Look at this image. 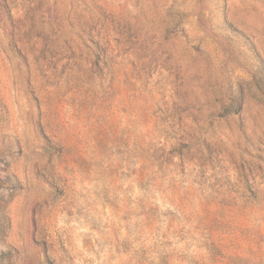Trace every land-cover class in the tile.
Masks as SVG:
<instances>
[{
  "label": "rangeland",
  "instance_id": "obj_1",
  "mask_svg": "<svg viewBox=\"0 0 264 264\" xmlns=\"http://www.w3.org/2000/svg\"><path fill=\"white\" fill-rule=\"evenodd\" d=\"M0 264H264V0H0Z\"/></svg>",
  "mask_w": 264,
  "mask_h": 264
}]
</instances>
